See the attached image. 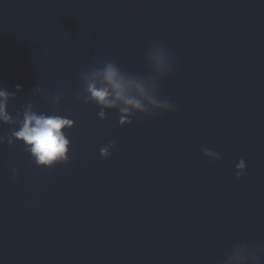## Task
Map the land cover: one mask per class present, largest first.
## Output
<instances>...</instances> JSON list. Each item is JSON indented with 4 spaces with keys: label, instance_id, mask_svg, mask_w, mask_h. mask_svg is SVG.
Here are the masks:
<instances>
[{
    "label": "water",
    "instance_id": "obj_1",
    "mask_svg": "<svg viewBox=\"0 0 264 264\" xmlns=\"http://www.w3.org/2000/svg\"><path fill=\"white\" fill-rule=\"evenodd\" d=\"M156 42L178 112L121 126L76 100L100 61L147 74ZM0 87L13 115L31 101L76 121L67 164L0 144V264H222L236 242L264 246V0H0Z\"/></svg>",
    "mask_w": 264,
    "mask_h": 264
},
{
    "label": "clouds",
    "instance_id": "obj_2",
    "mask_svg": "<svg viewBox=\"0 0 264 264\" xmlns=\"http://www.w3.org/2000/svg\"><path fill=\"white\" fill-rule=\"evenodd\" d=\"M145 61L150 68L145 75L128 72L111 60L100 61L82 71L79 74L81 83L76 100L98 107L97 115L100 119H106L109 111H116L121 126L132 123L137 116L142 119L163 112H178L179 106L176 103L162 98L163 80L175 71L166 44H152L145 55ZM16 87L18 90L22 89V85ZM41 91V86L37 85L33 95ZM15 95L0 87V123L14 126L7 136L0 135V144L6 142L9 146H14L17 140L23 142L25 151L37 166L53 167L60 162L69 163L71 140L66 129L72 128L76 121L59 113L37 111L31 101L22 105L13 115L9 111V102ZM43 98L49 99L47 96ZM62 99V95L55 94L51 97V102L59 105ZM114 147L115 141H109L101 146V155L108 158ZM202 151L213 161L223 159L220 152L208 147H203ZM247 167V161L241 157L236 164L237 179L247 174ZM12 171L17 173L18 178L17 169L13 168ZM261 255H264V246L236 242L230 251L225 252L222 264H260Z\"/></svg>",
    "mask_w": 264,
    "mask_h": 264
}]
</instances>
